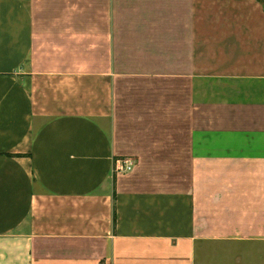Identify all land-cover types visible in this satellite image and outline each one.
<instances>
[{"label": "crops", "instance_id": "obj_1", "mask_svg": "<svg viewBox=\"0 0 264 264\" xmlns=\"http://www.w3.org/2000/svg\"><path fill=\"white\" fill-rule=\"evenodd\" d=\"M188 263L264 264V0H0V264Z\"/></svg>", "mask_w": 264, "mask_h": 264}, {"label": "built area", "instance_id": "obj_2", "mask_svg": "<svg viewBox=\"0 0 264 264\" xmlns=\"http://www.w3.org/2000/svg\"><path fill=\"white\" fill-rule=\"evenodd\" d=\"M119 166H117L115 168L116 171H119L122 174H128L129 172H131L135 166V162L133 160H123L119 162ZM188 264H192V263H188Z\"/></svg>", "mask_w": 264, "mask_h": 264}]
</instances>
